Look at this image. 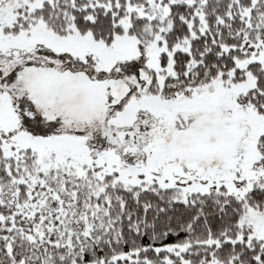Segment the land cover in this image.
<instances>
[{
    "label": "snow or ice",
    "instance_id": "snow-or-ice-1",
    "mask_svg": "<svg viewBox=\"0 0 264 264\" xmlns=\"http://www.w3.org/2000/svg\"><path fill=\"white\" fill-rule=\"evenodd\" d=\"M0 264H264V0H0Z\"/></svg>",
    "mask_w": 264,
    "mask_h": 264
}]
</instances>
